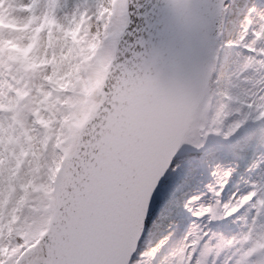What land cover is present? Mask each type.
<instances>
[{"label":"snow or ice","instance_id":"snow-or-ice-1","mask_svg":"<svg viewBox=\"0 0 264 264\" xmlns=\"http://www.w3.org/2000/svg\"><path fill=\"white\" fill-rule=\"evenodd\" d=\"M4 9L25 35L9 50L0 33V264H264V0ZM77 31L84 63L61 88L41 47Z\"/></svg>","mask_w":264,"mask_h":264},{"label":"rangeland","instance_id":"rangeland-1","mask_svg":"<svg viewBox=\"0 0 264 264\" xmlns=\"http://www.w3.org/2000/svg\"><path fill=\"white\" fill-rule=\"evenodd\" d=\"M232 2L242 6L246 2V0H232ZM10 15L11 13L7 9L0 10V33L6 32V37H7L6 47H8L9 50H12L15 47V45L23 38L25 34L23 31L17 30L14 22L9 19ZM232 18L236 20V26L231 30L234 33L236 30H238L239 21L243 19L242 7L236 11V15ZM91 27H94V25ZM83 39H84L83 37L79 36L78 31L75 32L72 35L71 45L68 47L67 51L64 50L65 44L62 40L53 41L51 46H49L47 43L42 45L41 56H43L45 53H50L53 49L56 50L55 61L57 65L58 75L55 77V84L57 86L61 88H67L73 82V77L76 71L80 67H82L84 63V60L82 59V57L84 56V48L81 47L80 42L83 41ZM24 55L27 56V53H24ZM28 61L33 62L31 57H28ZM5 64L7 70L10 73H17L19 71V65L11 57L5 58ZM32 75L34 77H38L39 74L33 73ZM94 90H95V85L89 86L87 82H85L83 91L86 95L90 96ZM69 106L70 105L67 102L61 104V107L67 108ZM13 135H14V130L9 129L7 132L8 138L11 139ZM34 147L36 149L34 159L31 162L32 166L30 170L26 172V175L39 182L40 175L38 171V162L43 154L44 144L40 143L34 145ZM5 179L6 180L8 179L7 175H5ZM11 179H12V183L9 184V188H11L12 184L19 182L15 173L13 174ZM234 184L229 186V189L227 190L229 194L232 191H235ZM28 187L29 188L32 187L31 181L29 182ZM243 190H244L243 187H241V191Z\"/></svg>","mask_w":264,"mask_h":264},{"label":"water","instance_id":"water-1","mask_svg":"<svg viewBox=\"0 0 264 264\" xmlns=\"http://www.w3.org/2000/svg\"><path fill=\"white\" fill-rule=\"evenodd\" d=\"M120 102L121 103H127L130 106L135 105L137 103V100L135 99V97L131 94H123L122 98H120ZM181 120V115L178 111L174 112L171 118V126L172 127H177L180 123Z\"/></svg>","mask_w":264,"mask_h":264}]
</instances>
